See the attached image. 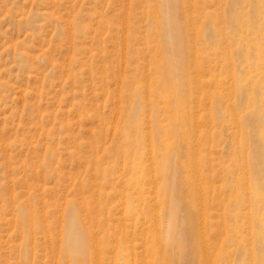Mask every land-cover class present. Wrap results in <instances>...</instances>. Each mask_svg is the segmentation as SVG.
<instances>
[{
	"label": "rangeland",
	"instance_id": "rangeland-1",
	"mask_svg": "<svg viewBox=\"0 0 264 264\" xmlns=\"http://www.w3.org/2000/svg\"><path fill=\"white\" fill-rule=\"evenodd\" d=\"M181 1L199 35L173 95L159 0H0V264H264V0ZM195 166L210 213L196 231ZM139 187L154 211L126 202Z\"/></svg>",
	"mask_w": 264,
	"mask_h": 264
},
{
	"label": "bare ground",
	"instance_id": "bare-ground-1",
	"mask_svg": "<svg viewBox=\"0 0 264 264\" xmlns=\"http://www.w3.org/2000/svg\"><path fill=\"white\" fill-rule=\"evenodd\" d=\"M182 1H181V6H182L183 2L184 3L186 2L185 0L183 2ZM158 5H159V11L155 12L154 15L156 16L157 20L160 21L162 23V25H163L162 42H163V45H164V50L167 52L166 59H167V62H168V64H167L168 76L173 77V80H172L171 83H173V89H175V90L172 91V94L174 95L175 92L177 94H180V93H182V85H183V78H182V75H181V68H182V64H183V57H184V55L190 53L189 52L190 51V49H189L190 46L188 45V43L185 44V37H187V35L188 36L192 35L191 37L193 39H197L198 38L197 36L199 34L197 32H194L192 34L189 33L190 35L187 34L188 33V30H190V28L192 26V25L191 26L189 25V22H191V20L189 18H184L182 20L179 19L180 21H177V18H176V9L177 8H176V6L180 7V5H178L177 0H159ZM183 9H184V7H183ZM179 10H182V8L180 7ZM186 10L187 9L185 8L184 11H186ZM192 10H193V8H192ZM187 12H188V10H187ZM192 22H193V20H192ZM193 23H195V22H193ZM157 58L159 60L160 57L157 56ZM159 63H162V61H158L157 63H155V67ZM154 70H156V68ZM170 101H171V99H170ZM177 108L184 110V106H179L178 105ZM181 125L184 128L186 134L188 133L187 136L189 137V134L193 133V128L192 127L190 128L189 126H186L185 125V122L181 123ZM260 133L262 134V137L264 138V131L262 129L260 130ZM186 141H188V140H186ZM186 156L189 158V160H192L193 158H198L197 157V154H195V151H193V149L192 150L189 149L187 151V153H186ZM154 158H155V155H154ZM162 160H164V159H162ZM169 161H170L169 159L165 160L163 162V164H162V167L159 168V170H161L163 173L164 172H169L168 170L172 166V163L170 164ZM157 165H158V163H157ZM191 165H192V163H190L188 165V168L189 169H190ZM174 166H175V164H174ZM130 167H131V171L137 170V168L140 167V163L139 162H137V163L132 162V164L130 165ZM152 168H154V167H152ZM262 168L263 167H261V170H262ZM255 170H258V169H255ZM260 172H262V171H260ZM187 173H190V172H187ZM202 174H203V171L202 172L199 171L196 166H195L194 171L191 174H187L186 181L188 182L187 185L189 187L187 188V191L183 195L185 198H187V197L189 198V200H187V201L184 202V206L187 209V211H186L187 213L186 214H188V215H187L186 219L188 220V222L189 221H192V219H194L195 217H198L199 218V222L196 224V229H194V231H196L197 228H201V230H202L203 225H205V223H206V219H208V217L210 215V213L208 211L209 202L207 201V190H208V186L209 185H207V183H201L200 182L199 178L202 177ZM262 174H263V172H262ZM143 176L145 177L146 175H144L143 172H141V174L138 177H136L134 179V181L136 183H140L142 181V179H143ZM172 177H173V175H172ZM169 178L170 177H168V175H166L165 178H161V179H163V181L162 180L160 181L162 183L160 184V182H158L159 184H157V185H161L162 186L161 192L163 191L164 192V195H165V197H163V200L158 205H161V206L163 205L162 208H164V206H165V208L168 211L167 213H169V217L166 216V218H168V219L165 218V220H169V222L167 221L168 222L167 225L164 224L166 222L163 223L164 226H166L165 227L166 228L165 229L166 230L165 231L166 234L167 233L169 234L168 237L170 236L171 230L174 228V223H175L174 222V219H175V216L177 214H179V211L178 210H177L178 211L177 213L174 210L175 207H176L175 206L176 205V203H175L176 199L175 198L173 199L169 195V192L170 191L171 192L173 190H174V192L176 191L175 190L176 187L173 186L172 181ZM154 180H155V182H154ZM154 180H153L152 183H155L156 184L157 183V181H156L157 180V177L154 178ZM172 180H173V178H172ZM157 185H155V187ZM159 188H160V186L158 187V189ZM143 194H144L143 189L141 187H139V189L136 190V191H134L133 193H131V194L130 193H127L125 195L126 202L128 201V202L131 203L132 201H136V203H137V206L136 207H138L139 204H142V206L140 208V211H142L141 209H144V208H142L143 206H146V208H147L146 210L147 211H154V207L155 206H153V205L156 202V198H155V202L153 204L151 203L152 204L151 205L150 204V202H151L150 201V198L145 197ZM156 195H157V193H156ZM180 196H182V194ZM156 197H158V196H156ZM174 203H175V205H173ZM126 207L127 206H125V208ZM128 209H129V211H131V210L133 211V209H131L129 207H128ZM128 209H126L127 212H128ZM158 210H161V208H159ZM155 211H157V209ZM258 212L259 211H257V213ZM260 212H263V214H264V211H260ZM177 218H178V215H177ZM220 218L222 219L220 221H222L224 223V226H226L225 223H227V224L229 223V220L226 219L225 215L223 217L221 216ZM139 219H140L139 217L136 218V219H134L133 225L135 227L138 225V223L140 221ZM73 221H74V218H73V220L71 222V227L72 228L67 232V248L73 254H75V255H81V254H84V252L86 250L85 249V246H84V240L85 239H84L83 233H81L80 231H76V232L73 231ZM215 221H216V223L214 222V224H215L216 227H219L220 228V225H222V227H223V224H221L218 220H215ZM181 222H183L182 219H181ZM175 230H176V227H175ZM174 236L175 235H173V237ZM202 238L203 237H201V239L199 241H202ZM119 239L121 240V238H119ZM172 239L173 240L171 241V243L174 242V239L175 238H172ZM203 239H205V238H203ZM119 242L121 243L120 246H119V251H121L123 253H124V251H126L127 253L130 252V249L131 248L129 246H125L124 240L119 241ZM168 242L170 243V240H168ZM202 243H204V242H202ZM196 244L202 246V244H200V242L195 243V245ZM204 253H203V255H204ZM205 261H206V259H205Z\"/></svg>",
	"mask_w": 264,
	"mask_h": 264
}]
</instances>
